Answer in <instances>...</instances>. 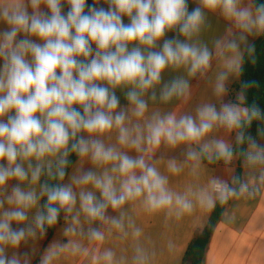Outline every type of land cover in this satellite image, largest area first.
<instances>
[{
	"label": "clouds",
	"instance_id": "9594fccd",
	"mask_svg": "<svg viewBox=\"0 0 264 264\" xmlns=\"http://www.w3.org/2000/svg\"><path fill=\"white\" fill-rule=\"evenodd\" d=\"M209 12L238 30L212 47L200 39ZM260 35L258 0H0V264H155L140 215L180 220L264 186L255 83L229 98L242 49L253 56ZM216 58L214 99L169 110ZM175 150L181 158L164 157ZM237 158L243 176L171 184Z\"/></svg>",
	"mask_w": 264,
	"mask_h": 264
},
{
	"label": "crops",
	"instance_id": "0c3cea01",
	"mask_svg": "<svg viewBox=\"0 0 264 264\" xmlns=\"http://www.w3.org/2000/svg\"><path fill=\"white\" fill-rule=\"evenodd\" d=\"M231 22L226 21L218 13H207V23L202 31L200 39L212 47L217 39L229 38L238 30L230 26ZM172 34L169 33V36ZM249 37V42L253 45L260 37ZM243 57L247 53L242 49ZM222 62L219 58L213 60L212 68L203 78H194L191 81V96L187 102L174 101L168 106L169 110L180 112L191 111L199 103L214 99L212 88L216 74L222 70ZM166 74L165 79L170 78ZM240 82V75L231 77L229 80V98L235 99L238 90L234 86ZM123 102V98H122ZM220 136L229 139L234 144V134L225 136L223 132ZM175 155L180 157L179 150L166 151L164 157ZM159 158V154H158ZM241 170L242 176L247 170L241 168L239 158L230 165L216 163L205 165L201 176L197 179L188 173V169L171 179L172 186L183 191L191 184L193 186L204 184L209 176H220L224 179H231ZM250 185H256L254 179L249 178ZM258 190L254 194H245L234 197L227 205L222 218L215 227L209 244L205 251L203 264H264V186L256 185ZM213 209L203 210L196 208L191 215H187L180 220L168 219L162 215H140L137 223L144 229L149 237L148 245L155 252V264H182L186 251L194 238L203 232L208 225ZM63 220H61V225ZM53 228L43 241L37 246L43 248L53 239L59 238V228ZM174 246L170 251L168 244ZM119 250L127 254V246L117 241H110ZM35 264V261H34ZM60 264H80L78 260L72 258L62 259Z\"/></svg>",
	"mask_w": 264,
	"mask_h": 264
},
{
	"label": "trees",
	"instance_id": "16d2710c",
	"mask_svg": "<svg viewBox=\"0 0 264 264\" xmlns=\"http://www.w3.org/2000/svg\"><path fill=\"white\" fill-rule=\"evenodd\" d=\"M258 2H264V0H258ZM253 46L255 48V52L253 56H250L248 53L245 54L243 61V71L240 75V82L234 86V89L239 91L242 82H254L256 86L248 89L247 91V103L251 104L255 102L262 110H264V35H262L253 44ZM253 58L255 59V63L252 62ZM259 126V122H253L250 129V134L252 136H256L257 127ZM71 159L73 162H75L76 158L73 156ZM237 175L242 176L241 170H238ZM230 200L225 205H220L217 203L216 207L213 209L208 225L203 230V232L198 234L189 245L182 264H203L205 251L209 244L210 237L218 222L222 218Z\"/></svg>",
	"mask_w": 264,
	"mask_h": 264
}]
</instances>
